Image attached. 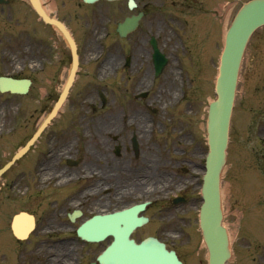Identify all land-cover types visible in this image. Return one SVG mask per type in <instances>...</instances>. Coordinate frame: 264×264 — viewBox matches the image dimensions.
<instances>
[{"label":"flooded vegetation","instance_id":"flooded-vegetation-1","mask_svg":"<svg viewBox=\"0 0 264 264\" xmlns=\"http://www.w3.org/2000/svg\"><path fill=\"white\" fill-rule=\"evenodd\" d=\"M183 3L190 12L200 9L203 0ZM69 4L74 5L70 19L76 21V29L60 20L76 42L79 68L64 110L0 176V249H8L9 257L17 258L18 264H31L32 256L39 258V264H102L100 255L119 246L120 231L128 228L127 217H110L146 204L137 217L147 221L135 226L128 240L136 244L157 240L183 264H191L176 244H185L184 227L191 226L195 216L199 224L200 173L175 184L159 180L158 112L153 104L168 66L158 77L152 41L160 47L159 12L164 5L159 0H134V6L130 0H73ZM31 10L30 5H0V78L17 80L16 84L27 89L18 95L0 92V169L30 145L70 79L71 51L66 43V49L60 48L58 42L47 49L44 32L32 36ZM133 16H141L138 27L121 37L119 23ZM204 34L211 39L215 28ZM261 83L264 77L249 78L251 95L243 105H236L232 133L239 140L240 151L241 139H247L248 159L264 180V143L258 137L264 133ZM110 88L119 90L117 99L110 98L106 91ZM254 95L259 96L255 101ZM186 98L185 94L183 100ZM33 101L39 106L38 113L31 112ZM112 103L117 110H112ZM242 106L251 119L247 127L241 126ZM194 149L195 162L189 165L203 170L206 149ZM186 157L187 152L182 151L181 161L174 159L175 168L187 164ZM20 213L33 216L32 230L24 226L25 216L14 223ZM97 217L109 218L96 227L104 238L84 240L78 235L79 228ZM14 227L28 232L27 238L17 239ZM106 264H111L110 254ZM247 264H264V258Z\"/></svg>","mask_w":264,"mask_h":264},{"label":"rangeland","instance_id":"rangeland-1","mask_svg":"<svg viewBox=\"0 0 264 264\" xmlns=\"http://www.w3.org/2000/svg\"><path fill=\"white\" fill-rule=\"evenodd\" d=\"M72 1L42 0L48 12L52 11L53 16L67 22L72 29H76V21L70 19L74 9V5L69 4ZM249 1L203 0L200 9L189 12L186 4L183 3L184 0H159V3L164 5L159 12L160 47L169 57L168 67L159 80L156 103L153 104L157 105L158 112L157 156L162 174L160 181L175 184L181 180L184 182L197 173L202 174L201 169L191 167L189 162H195L192 156L197 150L194 148L203 146L206 149L205 153L208 151V107L215 99L214 83L224 36L237 12ZM8 5L30 4L28 0H11ZM31 26L32 36L34 32L45 33L47 49L56 42L60 43V48L66 49L59 34L41 24L33 10H31ZM214 28L215 36L211 39L206 38L204 32L208 29L214 31ZM208 40L211 41L209 44ZM203 41H206V44L203 45ZM210 47H212L211 52L208 51ZM253 75L258 76L260 80L264 77V29L258 31L252 38L246 51L238 87L236 101L238 107L243 105L247 96L251 95L248 92V82ZM104 90L100 89V91ZM106 91L111 99L119 97L117 88ZM184 93L187 98L182 101ZM254 96L253 99L250 96V99L255 101L259 96ZM38 107L33 101L31 112L38 113ZM111 108L117 110L118 106L114 108L112 103ZM242 109L245 112L242 114L240 111L241 126L247 127L251 122L250 115L245 107L242 106ZM65 110L71 113L68 108ZM13 111L16 109L14 108ZM262 122L264 123V116ZM258 131L256 129V132ZM258 137L262 138L264 143V133ZM230 141L227 165L222 179L224 224L231 236L232 260L229 264H247L251 263L252 259L264 258V180L259 172L252 168L248 159L250 146L247 139L243 138L240 141L242 151L239 150V140L233 137V133ZM182 151L187 152V164H180V168L177 169L174 159L181 161L179 157ZM181 168L186 169V172ZM165 186V190H168V185ZM184 229L182 240L185 244L183 246L176 244V247L180 248L191 264L198 261L200 264H206V250L196 216L192 219L191 226H185ZM7 250L0 249V264H18V259L10 258ZM187 250H190L189 254ZM32 258L31 264H39V258L38 261L33 256Z\"/></svg>","mask_w":264,"mask_h":264},{"label":"water","instance_id":"water-1","mask_svg":"<svg viewBox=\"0 0 264 264\" xmlns=\"http://www.w3.org/2000/svg\"><path fill=\"white\" fill-rule=\"evenodd\" d=\"M95 1V0H86ZM1 2V1H0ZM33 8L39 16L48 24L57 27L67 39L74 56V67L77 66L76 47L71 40L68 31L57 20L50 18L41 7L40 0H30ZM137 19H128L125 24L119 26V32L123 35L127 29H133L137 25ZM264 26V0H254L246 4L238 13L230 30L227 33L225 48L221 57L219 76L216 82L217 99L210 105L208 117V143L209 154L206 162V175L203 186L204 205L201 212V224L205 240L210 252V264H226L229 258L228 237L222 226V212L220 206V174L225 163V151L228 144L229 124L235 98L237 79L240 64L252 34ZM160 55V54H159ZM160 59H162L160 55ZM164 62V61H163ZM2 90H9L2 88ZM15 92L16 90L11 89ZM68 88L65 89L53 114L57 113L62 104ZM129 243V247L134 245ZM143 251L155 250L153 254L141 256L129 251L130 261L127 264H162V260L176 259L173 253L168 254L164 246L159 244H142ZM142 250L139 252L141 253ZM136 251V250H135ZM124 257L125 259H128ZM135 257V258H133ZM176 261V260H175ZM132 262V263H130ZM179 264V263H177Z\"/></svg>","mask_w":264,"mask_h":264},{"label":"bare ground","instance_id":"bare-ground-1","mask_svg":"<svg viewBox=\"0 0 264 264\" xmlns=\"http://www.w3.org/2000/svg\"><path fill=\"white\" fill-rule=\"evenodd\" d=\"M44 8H46V7H44ZM52 12V11H51ZM51 12H47L48 14H51ZM171 90V89H170ZM173 90V89H172ZM223 199V198H222ZM32 226V221L31 220H28V223H27V230H29L30 229V227ZM224 226L226 227V225L224 224ZM225 229V228H224ZM228 230V229H227ZM21 234H23V232H21ZM229 238H230V240H231V236H230V234H229ZM229 240V241H230Z\"/></svg>","mask_w":264,"mask_h":264}]
</instances>
